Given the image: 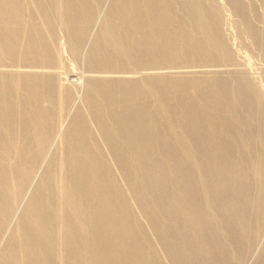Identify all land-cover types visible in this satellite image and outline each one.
I'll return each instance as SVG.
<instances>
[{"label":"bare ground","instance_id":"obj_1","mask_svg":"<svg viewBox=\"0 0 264 264\" xmlns=\"http://www.w3.org/2000/svg\"><path fill=\"white\" fill-rule=\"evenodd\" d=\"M95 1L59 0L55 22L47 0H0V264L245 262L264 232V116L253 86L235 74L217 4L109 0L103 10L106 0ZM229 1L244 17L241 1ZM246 24L264 56V37ZM66 52L82 73L66 71ZM15 60L7 80L3 63ZM81 81L94 99L64 125Z\"/></svg>","mask_w":264,"mask_h":264},{"label":"rangeland","instance_id":"obj_2","mask_svg":"<svg viewBox=\"0 0 264 264\" xmlns=\"http://www.w3.org/2000/svg\"><path fill=\"white\" fill-rule=\"evenodd\" d=\"M59 0H47V3H48V5L50 6V8H51V11L52 10H54V8H53V4H56L57 2H58ZM92 3H95L96 1L95 0H90ZM137 1H140V0H137ZM206 1V0H205ZM241 1V4H242V7H243V10H244V17L246 18V22H245V19H244V17H242L241 16V14H239L238 12H235V10H233V8H232V6H231V4H230V1L229 0H208L207 1V3L209 2H214V3H216L217 4V10H216V16H217V24H218V29H219V31H220V35H221V39H222V42L225 44V46L228 48V50H229V52H230V54H231V57H232V59H233V62L239 67V69H240V71L241 72H239V70H238V72H237V70H236V72H235V74H237V73H242V75H244L245 76V78H246V80H247V82H249L252 86H253V89H254V91H255V93H256V95L259 97V106H261V108H262V111H263V116H264V56H263V54H262V52H261V50H260V48H259V46H260V44H259V41H256V40H254L253 39V35H251V33L249 32V30H247V27H246V23L248 22L249 24H250V26H252V27H256V29L258 30V33H260V35H261V37H264V0H240ZM109 2V0H106V2H105V4L103 5V10L104 9H106V7H107V3ZM52 3V4H51ZM51 4V5H50ZM227 5V6H226ZM234 11V12H233ZM54 14V11H52V15ZM238 14V15H237ZM26 16V15H25ZM98 16L99 15H95V20L97 21V23H99L100 24V27L102 28L103 27V23L101 22V21H99L98 20ZM56 16H54L53 15V20L55 21V22H57V18H55ZM241 17V18H240ZM220 19V20H219ZM243 19V20H242ZM219 21H220V23H219ZM250 21V22H249ZM145 27H143V31L144 32H147L145 29H144ZM68 30H66V32H63L62 33V38L63 39H67L66 37H68ZM194 34V33H193ZM63 35H64V37H63ZM66 35V36H65ZM133 35H131V37H132ZM136 36V34L132 37V38H134ZM195 36H197V35H195ZM68 41V40H67ZM258 42V43H257ZM68 43V42H67ZM69 44V43H68ZM259 45V46H258ZM87 47V46H86ZM261 47V46H260ZM105 49H107L106 47H104L103 49H102V52H106L107 50H105ZM70 53H67L66 52V56L68 55L69 56V59L68 60H66L67 62H66V64H65V69H66V71L67 72H75V71H77V72H79V70L81 71V72H79V73H82V69H80L78 66V62L76 61L77 59L75 58V57H73V55H69ZM65 58H68V57H65ZM1 59V58H0ZM70 61V62H69ZM13 62H15V63H13ZM4 70H5V68H6V70H5V72H6V74H7V76H6V79L7 80H11L12 81V79L13 78H11V77H16L17 76V74H18V66L19 65H17V61L15 60V61H12V63L11 62H9V61H5L4 63ZM8 64V65H7ZM10 64V65H9ZM13 65V67H12V65ZM15 65H16V67H15ZM73 65V66H72ZM134 64H132L131 62H129V61H124L122 64H120V68L121 69H125V70H127L128 69V71H130L131 73H133V74H138L139 76H138V78H137V82L139 83V84H141V83H144L145 82V80H146V78H145V76L143 75V74H141V73H138L136 70H137V65H134ZM6 66V67H5ZM75 67L77 68V70H75ZM134 67H136V69L134 68ZM17 68V69H16ZM127 68V69H126ZM9 69V70H8ZM71 69V70H70ZM79 69V70H78ZM221 69H224V70H222V74L224 73V74H226V73H228L229 75H230V73H231V75H232V72H230V70H228L227 69V67H223V68H221ZM228 71H226V70ZM242 69V70H241ZM9 71V72H8ZM13 71V72H12ZM16 73H15V72ZM8 72V73H7ZM73 72V73H74ZM226 72V73H225ZM230 72V73H229ZM11 73V74H10ZM244 73V74H243ZM10 74V75H9ZM228 74H226V75H228ZM13 75V76H12ZM233 75H234V71H233ZM55 80V79H54ZM82 83V84H81ZM84 84V82H79V83H77L75 86H74V92H73V97L77 100V103L75 102V104H74V106H73V108L71 109V111H70V113L68 114V116L66 117V119L64 120L65 121V123H64V121H63V124L65 125V124H67L68 125V122L67 121H69V120H67V119H70L69 117H71L70 116V114H73V110H76V111H78V112H80V113H87L88 112V104H87V99L86 98H88L89 100H91V99H94V97L91 95V94H88L87 92H86V94H87V97L85 98V85H83ZM232 86H233V84L230 82V85H229V87H231L232 88ZM73 91V90H72ZM14 92L15 93H17L18 95H23V93H24V91L23 90H21L19 87L18 88H15L14 89ZM23 92V93H22ZM76 92V93H75ZM22 93V94H21ZM73 98V99H74ZM81 99H84V101L82 100L81 101ZM150 99V100H149ZM155 99H156V97H155ZM154 99V97H152V98H148L147 99V102H146V106H145V108H146V110L149 112V113H151V112H155L156 111V109H157V105H156V100ZM80 101H81V103H80ZM81 104V108L79 107V103ZM151 103V104H150ZM78 104V105H77ZM76 106V107H75ZM76 109H75V108ZM148 107V108H147ZM79 108V109H78ZM260 108V109H261ZM256 111H257V109H255ZM254 110V111H255ZM255 111V112H256ZM72 112V113H71ZM256 114V113H255ZM239 115H243V112H239ZM264 118V117H263ZM263 118H261V120H263V122L261 123L262 124V127H263V129H264V119ZM56 123V119H55V116L53 115L52 116V121H51V125H49L50 127V131H49V133H48V135H49V137H50V139L52 140V147H53V149L55 150H53L52 149V147H51V151H50V158L51 157H53L54 158V156L56 155V153H57V149H58V132H57V129H58V126L55 124ZM62 124V130L63 129H65L66 128V126H64ZM89 124V123H88ZM87 123H85V127H86V130L87 131H89L90 130V128H91V124H89L90 125V127H89V125H88ZM259 127V126H258ZM56 130H54V129ZM52 131V132H51ZM264 131V130H263ZM53 133V134H52ZM17 134V133H16ZM263 135H264V132H263ZM15 137H16V135L15 134H11V136H10V139L11 140H13V139H15ZM55 141H54V140ZM119 141H121L120 139H119ZM56 143V144H55ZM57 146H55V145ZM57 148V149H56ZM53 150V151H52ZM53 152V153H52ZM12 153V155H13V158H12V162H14V164L16 165L17 163L18 164H21V161H22V158H19L15 153H13V152H11ZM100 158V157H99ZM20 159V160H19ZM55 159V158H54ZM53 170H54V172H55V170H56V165H55V163L53 164V168H52ZM109 170V169H108ZM111 171V170H110ZM109 171V172H110ZM37 176H40V175H37ZM36 176V177H37ZM37 179H39V177H37ZM37 179H35V181H34V184L35 183H37L38 181H37ZM114 179V178H113ZM34 184L31 186V188H30V190L32 189V187H34ZM123 189V191H124V193H125V195L126 196H124L125 198L124 199H122V201L124 200V201H130V196H129V193H128V191L127 190H124V188H122ZM30 190H28V195H26V197L27 196H29V191ZM43 192H44V194H43ZM43 192H42V197H43V199L45 200L46 199V197H49L51 194H49L48 192H45L44 190H43ZM28 198V197H27ZM129 200H128V199ZM147 199H151V198H148V197H146ZM199 198V200H201V198L200 197H198ZM26 199V198H25ZM119 202H121V201H119ZM21 208V207H20ZM57 208V204H54V205H52V208H51V210L50 211H55V209ZM129 216H130V219L133 221L134 220V216H133V214H132V212H131V215L129 214ZM253 220H255V219H253ZM174 225V224H173ZM217 227L215 228L216 229V231H219V232H217L218 234H220L219 235V241L220 242H222L224 245H225V247H226V249L231 253V252H234L235 250L233 249V247H232V245H231V242H230V240L228 239V236H227V234L225 233V231L221 228V225L219 226L218 224L216 225ZM219 226V227H218ZM11 228H12V225H11ZM172 235H173V237H171V239L174 241V242H179V244H181V238H179V237H181L180 236V234L178 233L177 234V232H178V229H176V227L175 226H172ZM52 230H55V231H57L58 230V225L55 223V222H53V224H52ZM177 234V235H176ZM262 234V235H261ZM258 237L260 238H258L257 237V239H258V241H257V239H254V240H256V241H252V244H255V246H257V247H255L254 245H253V251H255V253H253L252 252V250L250 251L249 249H247V250H249V252H248V254L249 253H251V254H255V256L254 257H251L250 258V256H252L251 254H250V256L249 255H244L245 257H242L243 259H241L242 261L243 260H245V262H249L250 264H260L261 262H262V259H264V257H263V255H262V259H261V257H259V256H261V253L263 254V252L262 251H264V239L262 240V237L264 238V232L263 233H261ZM142 236L143 235H139V237L140 238H142ZM6 237V236H5ZM5 240V239H4ZM4 240H2V242H1V244H0V249L3 247V242H4ZM59 240V241H58ZM53 241H54V243L58 246V244H59V242H60V238L58 239V237L57 236H55L54 238H53ZM263 241V242H262ZM145 243H146V241H145ZM259 243H260V247H259ZM263 244V245H262ZM230 246V247H228V246ZM262 245V246H261ZM57 249H58V247H57ZM230 249V250H229ZM258 250V251H257ZM256 252H259V253H256ZM246 254H247V251H246ZM258 255V256H257ZM250 258V259H248L247 260V258ZM257 258V259H256ZM259 259H261V261H258ZM253 260H255V262L253 261ZM241 261V262H242ZM244 261L241 263V264H247V263H245Z\"/></svg>","mask_w":264,"mask_h":264}]
</instances>
